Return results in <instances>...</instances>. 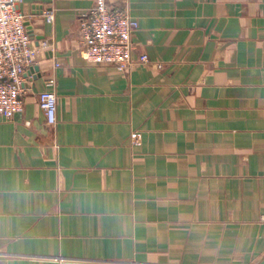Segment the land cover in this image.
<instances>
[{
  "label": "crops",
  "instance_id": "crops-1",
  "mask_svg": "<svg viewBox=\"0 0 264 264\" xmlns=\"http://www.w3.org/2000/svg\"><path fill=\"white\" fill-rule=\"evenodd\" d=\"M94 2L19 6L52 48L23 111L0 113V264H258L264 0H121L150 59L130 71L83 58ZM51 78L53 124L37 98Z\"/></svg>",
  "mask_w": 264,
  "mask_h": 264
},
{
  "label": "built area",
  "instance_id": "built-area-1",
  "mask_svg": "<svg viewBox=\"0 0 264 264\" xmlns=\"http://www.w3.org/2000/svg\"><path fill=\"white\" fill-rule=\"evenodd\" d=\"M23 1L0 0V113L6 118L24 109L25 74L35 64L37 51L52 48L49 41L34 46L28 30L29 17L19 7ZM120 1L95 0L80 19L79 43L88 63L130 71L138 63H150V59L146 54H141L139 59L134 57L133 36L139 22ZM44 16L47 22L55 20L52 9L46 10ZM54 83L53 78L49 79L48 88L37 94L38 103L51 124L57 121L58 111Z\"/></svg>",
  "mask_w": 264,
  "mask_h": 264
},
{
  "label": "water",
  "instance_id": "water-1",
  "mask_svg": "<svg viewBox=\"0 0 264 264\" xmlns=\"http://www.w3.org/2000/svg\"><path fill=\"white\" fill-rule=\"evenodd\" d=\"M27 24H28L29 33L31 34V36H33V34H34L33 28H32V26H31V24L29 22H27ZM33 69L39 70L38 66L32 67V68H30L29 72L25 74V76H27L28 74H30V72ZM258 264H264V259L262 261H260Z\"/></svg>",
  "mask_w": 264,
  "mask_h": 264
}]
</instances>
